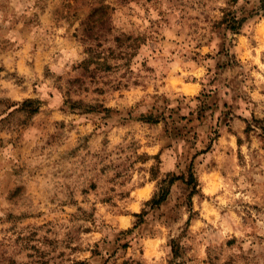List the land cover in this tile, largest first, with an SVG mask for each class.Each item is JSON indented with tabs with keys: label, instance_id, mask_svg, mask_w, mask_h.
I'll list each match as a JSON object with an SVG mask.
<instances>
[{
	"label": "clouds",
	"instance_id": "obj_1",
	"mask_svg": "<svg viewBox=\"0 0 264 264\" xmlns=\"http://www.w3.org/2000/svg\"><path fill=\"white\" fill-rule=\"evenodd\" d=\"M0 264H264V0H0Z\"/></svg>",
	"mask_w": 264,
	"mask_h": 264
},
{
	"label": "trees",
	"instance_id": "obj_2",
	"mask_svg": "<svg viewBox=\"0 0 264 264\" xmlns=\"http://www.w3.org/2000/svg\"><path fill=\"white\" fill-rule=\"evenodd\" d=\"M165 196H166V191L164 190L163 191V195L161 196L160 200L155 202V205L160 204L165 199Z\"/></svg>",
	"mask_w": 264,
	"mask_h": 264
},
{
	"label": "rangeland",
	"instance_id": "obj_3",
	"mask_svg": "<svg viewBox=\"0 0 264 264\" xmlns=\"http://www.w3.org/2000/svg\"><path fill=\"white\" fill-rule=\"evenodd\" d=\"M97 19H100V17H97ZM189 171L191 172V167L189 168ZM181 179H182V178H181ZM165 191H166V196H165V199H166V198L168 197L169 194H168V191H167V190H165ZM165 199H164V200H165ZM164 200H163L161 203H163ZM161 203H160V204H161ZM160 204H158V205H156V206H159ZM40 222L43 223V220H41Z\"/></svg>",
	"mask_w": 264,
	"mask_h": 264
}]
</instances>
